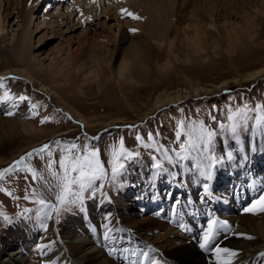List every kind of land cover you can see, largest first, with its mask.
I'll use <instances>...</instances> for the list:
<instances>
[{
    "label": "rangeland",
    "instance_id": "obj_1",
    "mask_svg": "<svg viewBox=\"0 0 264 264\" xmlns=\"http://www.w3.org/2000/svg\"><path fill=\"white\" fill-rule=\"evenodd\" d=\"M31 1L28 0L29 3ZM137 1L139 0H67L61 3L59 0H40L35 8L37 12L30 17L33 33L31 43L29 44V37L25 43L29 44L27 53L32 55L35 65H41L42 69L32 70L34 82L24 81L13 75L3 79L2 88L11 86L17 97L8 103L0 102V246L7 228L20 226L26 231L32 228L36 238L27 246L28 264H45L42 249L46 242H42V236H48L55 228L63 229L70 215H83L90 201L103 202L100 208L103 214L118 213L127 216L129 213L139 219L148 215L143 213L150 207L164 211L161 210L162 206L170 204V209L165 211L171 210L173 203L177 205L186 195L189 198L185 201L189 204L191 190L197 195L204 191L194 187L195 181L210 184L211 176L208 178L206 172H216L219 177H213L214 183L222 185L219 171L228 162L245 166L251 158L264 161V132L255 127L253 120L248 121L238 138H233L219 127L220 123H230L228 116L237 109H254L257 105H264V76L256 83L241 79L246 73L264 66V0H213L216 7L209 9L212 20H201L202 24H212V35L202 34L200 39L192 41L194 46L191 47L187 46L188 42L176 41L171 55L167 45L171 39H175L176 34H171L166 39L157 37L156 41L151 42L154 57L147 60L149 71L137 69L133 72L136 84L118 85L111 77L99 78L100 74L90 80V75L84 70L74 69L73 62L82 59H85L86 66L91 67L89 70L94 71L98 69L93 66L95 59L98 60V66L105 69L120 59L117 58L119 56L116 49L118 36L129 27L138 28L129 15L120 11ZM208 6L207 4L204 10L198 11L205 13ZM71 9L73 15L66 21L64 18L70 14ZM189 10L184 12L181 20H174L176 27L184 28L183 24L188 23L186 18L190 16ZM11 12L5 24L9 41H15L23 27L16 11ZM43 13L49 19L42 17ZM51 15L60 16L59 21L50 20ZM85 16L88 17L86 21L79 20ZM174 21L166 20L164 27ZM189 31L193 34V29ZM195 48L200 50L196 51ZM167 60L171 63L168 69L163 70L158 65V69L155 68L154 64L161 65ZM9 61L11 69L21 68L12 58ZM58 69L61 70L59 75L54 73ZM237 78L240 79L238 84L229 85L216 95L200 94L182 99L144 116L155 96L162 91L204 86L223 80L232 83ZM40 83L55 90L59 97L53 94L47 97L41 91ZM2 88L0 87V92ZM21 96L26 99L21 100ZM57 109L69 112L71 118ZM247 114L249 117L256 115L253 111H248ZM79 117L88 123L82 125L77 121ZM181 122L185 126V135L178 139L176 134L181 130ZM201 122L209 130H215L217 135L202 153H193L188 160L178 161L172 150L178 151L179 145L186 140L187 131L192 126L199 127ZM117 124L122 126L114 128ZM103 129L107 132L97 137L96 134ZM250 133L254 138H250L253 150H247L248 144L245 145L248 138L246 140L244 137ZM121 140L126 152H138L139 155L134 159L123 158L121 163L126 167L113 178L108 162L112 159V152L120 150ZM43 142L49 145V149L32 151L29 152L32 153L31 157L27 156L28 151ZM73 143L81 147L87 145L89 149H99L107 175L91 189L85 190L81 201L59 205L55 199L59 189L54 187L57 181L53 173L59 171V158L68 154L66 149ZM161 146L169 150L171 163L164 159L163 150L157 151ZM49 151L51 156L48 155ZM227 152L233 154L231 161L226 158ZM23 156L24 162L16 165L14 162ZM213 156L217 159L225 158L210 168L209 158ZM157 161L165 166L163 170L155 167ZM235 167L231 171L235 170L234 176L241 179L244 167L242 170ZM6 169L10 170L5 171ZM137 170L146 172L142 173L141 180L135 182L134 174ZM170 171L172 174L165 176ZM33 172L36 179L33 178ZM153 172H156L154 177ZM261 174L255 177L264 180V172ZM168 177H171V184ZM139 181H142L140 185ZM255 193L253 201L264 193V186ZM26 196L28 199H25ZM153 196L158 201L155 206H150L147 201ZM41 199L57 205L59 212L44 208L38 203ZM104 199L107 201L104 202ZM204 222L201 221L199 227L206 224ZM71 231L73 232L72 228ZM8 248L7 245L6 249ZM259 258L264 259L262 256ZM62 260L69 264L68 260Z\"/></svg>",
    "mask_w": 264,
    "mask_h": 264
},
{
    "label": "bare ground",
    "instance_id": "obj_2",
    "mask_svg": "<svg viewBox=\"0 0 264 264\" xmlns=\"http://www.w3.org/2000/svg\"><path fill=\"white\" fill-rule=\"evenodd\" d=\"M59 1L64 3L67 0ZM210 1L212 2L210 3ZM39 2L40 0H32L30 3L28 0H0L1 88L4 87L3 79L7 76L11 77V75L24 81L34 82L35 76L31 73L32 70L42 69L41 65L40 68L35 65L32 55L27 53L33 34L30 27L32 24L30 17L32 18L33 14L37 12L35 8ZM207 4L209 5L207 11L205 13L199 12V9L204 10ZM213 7H216L213 0H139L136 3L134 2L125 9L139 17L136 19L129 16L137 23L138 28H134L135 26L129 27L118 36L116 40L118 47L116 49L119 56L117 58L120 59L115 60L112 65L109 64L106 69L100 67V64L98 66V60L95 59L93 66L98 68L96 71L89 70L90 66H86L85 59H82V61L73 62L74 69L84 70L90 75L88 77L90 80L91 77H98L100 74L99 78L101 76L103 79L104 77L106 79L111 77L118 85L122 83L126 85L136 84L137 82L133 80V72L137 69L149 71L147 60L154 57L151 42L156 41L159 36L168 38L171 34H176L175 39L173 38L168 42L169 55L173 53L176 41L179 43L188 42L187 46L189 47L194 46L193 40L200 39L204 33H208L210 36L213 33L214 27L211 23H201V20H212V12L209 9ZM14 10L18 14L23 29L17 34L15 41H9L5 21L12 13L11 11ZM186 10L190 11V16L186 18L190 22L183 24L184 28L176 27L175 21L181 20ZM71 12L67 17L64 16L66 21L73 15V9H71ZM42 17L49 19L45 13ZM52 17L50 20L59 21L60 16L54 15ZM87 19L88 17L85 16L79 20L86 21ZM172 19L175 21L173 23L167 22L169 25L164 27L166 20ZM165 29L166 31H164ZM191 29H193V34L189 31ZM27 37H29V44L25 43ZM125 45L127 46L125 47ZM195 50L199 51L200 49L195 48ZM11 58L21 65L20 69L9 67L11 66L9 61ZM4 59H6L5 62ZM170 64L167 60L161 65L157 63L154 65H156V69L159 67L166 70L170 67ZM59 72H61L60 69L54 73L59 75ZM263 76L264 66L246 73L241 79L256 83ZM239 82L240 79L237 78L233 79L232 83L223 80L204 86H190L170 92L162 91L155 96L150 109L144 116L164 105L174 104L182 99L193 98L200 94L216 95L228 88L229 85L238 84ZM40 88L43 93H46L47 97L52 96V94L59 97L55 90L43 83H40ZM2 90L0 92V102L8 103L17 97L11 86L2 88ZM5 96L8 98L5 99ZM61 111L71 118L69 112L67 113L63 109ZM79 118L81 120L78 119L77 121L82 125L88 123L83 118ZM119 126L121 127L122 124L114 125V128ZM104 132H107L106 129L99 131L96 134L97 137H101ZM247 135L244 137L246 140L248 138L247 141L245 140V145L248 144L246 148L247 150H253L250 144V140L254 139L252 138L253 135L251 133ZM223 166L219 171L222 177V185L214 183L212 176L214 174L211 173L207 193L203 191L197 195L195 191L191 190L189 204L185 201L189 198L187 195L183 197L184 199L178 201L177 205L173 203L172 209L169 211L165 210L170 209V204L162 206L163 202H161V210L164 211L154 210V207H150L147 210L148 212L145 210L143 213L148 215L139 219L129 213L127 216L118 213L115 215L103 214L100 208L104 203L97 202V200L90 201L83 215H79L80 213L70 215L63 229L55 228L53 232L50 230L52 233H49L48 236H42V242H46L42 249L45 264H65L66 261L64 262L62 259L68 260L69 264H219L215 252L216 247L229 249L237 253L235 257H232V264H264V259L259 258L260 256L264 257V255H261L264 253V212L244 211L245 208L252 205V198L256 195L255 192L264 186V180L255 177L257 175L261 176V173L264 172V161L251 158L245 166L240 163L236 166L234 162H228ZM152 167H149V169H152ZM234 167L241 170L244 167L241 179H236L234 176L236 174L235 170L231 171ZM145 172L137 170L134 174L136 176L134 181L141 180L142 173ZM170 172H167V174H172ZM154 173L156 174V172L152 173L153 176ZM169 178V184H171V177ZM203 185V182L195 181L194 183L195 188L204 190ZM167 198H169V195ZM106 201L104 199V202ZM157 201L158 198L153 196L147 203L150 206H155ZM201 221H206V224L203 225H207L209 221H216L214 235L207 248L200 247L204 242V234L207 231V227H199L198 224ZM105 222L107 227L103 225ZM73 224L74 227H72ZM34 238H36V233L32 228H29L28 231L20 226L7 228L6 236H4L0 246V264H28L29 258L27 259L26 250ZM7 245L9 246L8 249H6ZM142 253H146L147 256L145 257Z\"/></svg>",
    "mask_w": 264,
    "mask_h": 264
},
{
    "label": "snow or ice",
    "instance_id": "obj_3",
    "mask_svg": "<svg viewBox=\"0 0 264 264\" xmlns=\"http://www.w3.org/2000/svg\"><path fill=\"white\" fill-rule=\"evenodd\" d=\"M126 15L132 16L133 18L138 19L139 17L135 16V14L128 12L126 9L121 10ZM82 14V13H81ZM90 19V18H89ZM135 31V29H133ZM8 97L5 96V99ZM21 100L26 99V97L21 96ZM35 107V106H34ZM253 111L256 113L253 117H249L247 112ZM12 113H8L11 115ZM47 119V118H45ZM215 119V118H213ZM253 120L255 127L260 131L264 132V105H257L254 109L241 110L237 109L235 113L230 114L228 116V121L230 123L224 124L220 123L219 127L223 132L230 133L233 138H238L240 132L244 130L249 120ZM44 122V121H42ZM180 131L177 132V138H181V136L185 135L184 124L180 123ZM217 135L215 130H209L205 127V125L201 122L199 127L192 126L186 133V140L179 145V150L175 151V155L178 158V161L188 160L193 153H202L206 146L210 145L213 141V138ZM151 138V137H150ZM138 139H140L138 137ZM59 143V142H57ZM146 147H151V145H145ZM49 149V145H43L40 150L33 151H44ZM163 150L164 159L168 162H172V157L168 155L169 150L163 149V146L157 148V151ZM66 155H61L58 161L59 171L53 173L57 183L55 184V188L59 189L56 193L55 199L59 205L64 204H75L83 199V193L85 190L91 189L98 180L103 179L107 175V171L104 166V162L101 161L99 156V149H89L87 145L78 146L75 143L71 144L66 149ZM123 147V140L120 142V150L112 152V159L108 162L111 166V172L113 174V178L123 171L126 167L124 163H121L123 158L134 159L139 153L126 152ZM32 153H28L27 156L31 157ZM48 155L51 156V151L48 152ZM232 152L226 153L227 159H232ZM225 157H220L217 159L216 157L209 158L208 167H214L216 163L222 161ZM25 157H21L20 160L14 162L16 165H20L24 162ZM51 167V164L49 165ZM157 169L163 170V165L157 161L155 164ZM10 169H6L5 171H9ZM206 175L210 177L211 173L206 172ZM33 178L36 179L35 172H33ZM205 193L208 192V184L205 183L203 185ZM10 194V193H9ZM25 199H28L26 196ZM38 203L44 208L52 209L56 212H59V208L55 204H51L46 202L44 199L38 201ZM246 212H264V193L252 202L250 207L244 209ZM7 219V217H5ZM216 221H209L207 224V231L204 234V242L200 245L201 248H207L209 242L213 238L215 231ZM107 227V225H105ZM250 238V237H249ZM217 260L219 264H232V257H235L237 253L235 251H231L229 249H221L219 247L215 248ZM224 254V255H222ZM145 257L146 253H142ZM261 255H264L262 253ZM227 257V258H225Z\"/></svg>",
    "mask_w": 264,
    "mask_h": 264
},
{
    "label": "water",
    "instance_id": "obj_4",
    "mask_svg": "<svg viewBox=\"0 0 264 264\" xmlns=\"http://www.w3.org/2000/svg\"><path fill=\"white\" fill-rule=\"evenodd\" d=\"M37 148H33V149H31L30 151H28V152H32L33 150H36Z\"/></svg>",
    "mask_w": 264,
    "mask_h": 264
}]
</instances>
